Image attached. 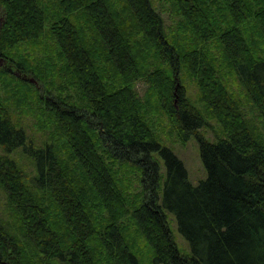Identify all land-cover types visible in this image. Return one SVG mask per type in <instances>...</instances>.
I'll use <instances>...</instances> for the list:
<instances>
[{
    "label": "trees",
    "instance_id": "1",
    "mask_svg": "<svg viewBox=\"0 0 264 264\" xmlns=\"http://www.w3.org/2000/svg\"><path fill=\"white\" fill-rule=\"evenodd\" d=\"M210 1L216 2L173 0L182 18L180 32L169 36L152 0H55L53 10L43 0H0V55H10L20 72L32 69L37 78L41 69L56 66L55 57L61 59L63 78L78 86L86 102L42 95L66 143L36 145L0 96L5 152L0 184L24 237L11 234L0 216L2 264H143L130 227L122 225L130 209L151 250L149 264H264V136L228 81L235 78L264 122L262 41L249 32L252 20L254 31L264 37V0H220L213 9ZM52 11L55 42L48 45L52 52L44 51L47 63L40 59V68L24 57L17 60L11 51L41 40ZM216 40L221 52L208 46ZM184 70L195 78L223 136L211 140L199 131L207 122L186 97ZM143 76L178 137L183 142L196 137L207 171L197 184L145 117L130 87ZM19 147L36 163L35 188L8 155ZM106 156L139 172L142 195L136 205ZM88 195L108 213V224L97 223L87 211ZM169 213L189 253L180 250ZM28 244L32 253L25 249Z\"/></svg>",
    "mask_w": 264,
    "mask_h": 264
},
{
    "label": "rangeland",
    "instance_id": "2",
    "mask_svg": "<svg viewBox=\"0 0 264 264\" xmlns=\"http://www.w3.org/2000/svg\"><path fill=\"white\" fill-rule=\"evenodd\" d=\"M48 5H51L50 9L56 8L55 0H43ZM217 2V3H216ZM216 2H209L210 9L219 7L221 5L220 0ZM152 3L157 11L162 15L166 31L169 36L172 33H179L178 24L181 20V15L178 13L177 8L173 0H152ZM54 12L49 13V22L47 24L46 35L38 42L23 43L17 46L11 54L16 57L17 60L23 59L27 63L33 66L38 65L42 68L43 65L39 62L40 59H44L46 62V53L44 51L49 50L52 52V48L48 49V45L53 46L55 40L50 31L51 24L54 20ZM249 25V32L251 31L252 37L256 41H260V54L264 57V37L255 32L252 20ZM1 23V16H0ZM186 34L185 40L190 39L189 33ZM211 50L221 52L219 42L208 43ZM7 60V62H5ZM49 62V61H48ZM55 67H48L39 71V77L37 78L32 69H28L27 72H20L17 68V64L14 59L9 56L0 55V96L4 103L8 106L11 115L15 122L23 126L26 130L28 137H30L36 145H54L66 143V139L63 133L60 132L56 122L52 120L51 113L46 108L44 102H42V95L47 96L52 94L55 96H62L76 103H86L82 99V93L78 86L73 82H67L63 78L64 71L61 68L64 66V62L57 57L54 58ZM47 63V62H46ZM60 68V72L58 70ZM7 70L10 73H7ZM57 70L59 73H57ZM63 70V69H62ZM41 72V73H40ZM228 81L230 84L231 92L240 98L243 106V110L247 117L253 121L258 132L264 136V122L259 119L255 107L249 100L247 94L238 85L235 78L229 76ZM181 84L184 86L186 97L204 114L207 124L200 128V132L205 134L208 139L215 140L218 137L223 136V130L219 122L213 118L207 111L205 102L200 98V90L196 83L195 78L189 75L185 70L181 77ZM130 87L136 96V98L143 104V112L145 117L149 121L159 140L168 145L173 151L183 160L188 172L189 178L192 183L197 184L199 180L203 179L207 175L206 168L202 162L200 147L196 137H191L188 141L183 142L174 128L173 123L167 114L163 111L161 104L158 100V96L152 91L151 84L146 76L135 80L130 84ZM4 149L0 145V156L4 155ZM15 159L21 170L25 174L27 182L35 188V178L37 176V167L35 161L25 153L23 147H19L13 152L8 154ZM158 157V155L156 154ZM106 161L112 166L116 179L120 184V187L130 203L136 205L137 201L141 200L142 187L139 181V172L132 166L124 162H116L111 159ZM162 163V174H165V167ZM38 192L41 196L47 198L48 192L45 189L38 188ZM90 195V194H89ZM90 201L86 202V209L92 216V218L102 225L109 223V215L103 210L102 205L92 195L89 196ZM132 207V205H131ZM133 210L130 209L129 214L122 219V225L130 227L132 243L135 245V251L137 255L142 259L143 264H149L152 256L151 250L148 247L144 236L137 230V226L132 218ZM0 216L3 220L8 231L24 241V237L21 236L20 229L21 223L17 219L16 211L11 205L6 190L0 184ZM169 220L171 228L174 234V238L183 253L190 252V246L185 237L179 232L175 217L169 213ZM25 249L31 253L34 251L32 245H26ZM36 260V258H34ZM0 264L2 262L0 261ZM106 264V263H103Z\"/></svg>",
    "mask_w": 264,
    "mask_h": 264
},
{
    "label": "water",
    "instance_id": "3",
    "mask_svg": "<svg viewBox=\"0 0 264 264\" xmlns=\"http://www.w3.org/2000/svg\"><path fill=\"white\" fill-rule=\"evenodd\" d=\"M4 264H7L6 262H4Z\"/></svg>",
    "mask_w": 264,
    "mask_h": 264
},
{
    "label": "flooded vegetation",
    "instance_id": "4",
    "mask_svg": "<svg viewBox=\"0 0 264 264\" xmlns=\"http://www.w3.org/2000/svg\"><path fill=\"white\" fill-rule=\"evenodd\" d=\"M6 62V61H5Z\"/></svg>",
    "mask_w": 264,
    "mask_h": 264
}]
</instances>
